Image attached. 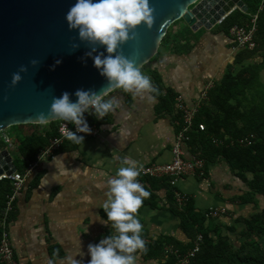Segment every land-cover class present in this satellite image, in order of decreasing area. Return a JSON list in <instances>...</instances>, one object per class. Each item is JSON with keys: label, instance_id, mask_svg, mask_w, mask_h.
<instances>
[{"label": "crops", "instance_id": "0c3cea01", "mask_svg": "<svg viewBox=\"0 0 264 264\" xmlns=\"http://www.w3.org/2000/svg\"><path fill=\"white\" fill-rule=\"evenodd\" d=\"M217 27L193 31L183 21L174 23L167 30V41L160 47L159 55L141 70L150 77L157 91L134 95L113 90L106 99L116 96L119 108L108 115V122L101 126L99 136L84 139L77 149L57 152L55 157H63L65 175L51 177L57 171L51 164L52 159L37 163L17 194L14 215L8 224L19 264H49V261L71 264L70 258L87 264L90 259L88 245L99 243L109 233L115 234L110 225L95 220L100 216L107 219L100 207L106 199L107 180L115 175L121 160L127 156L142 167L165 165L172 160L176 136L174 111L172 114L158 113V96L171 91L192 107L204 87L219 83L235 63L240 51L234 49L230 35L217 32ZM254 62L261 63V57ZM261 80L264 82V71ZM122 128L127 130L124 137L119 135ZM33 132V126L21 125L9 128L0 138L3 134L8 135L17 145ZM2 144L6 148L5 143ZM16 149L10 150L14 158ZM185 152L189 158L188 147ZM46 174L49 184L42 188V176ZM138 180L146 190L152 191L142 176ZM176 190L188 195L200 213L214 207L227 209L228 215L207 222L208 226L241 230L242 225L236 223L239 219L248 218L258 208L264 209V197H257L258 208L239 200L248 187L223 160L207 168L205 179L181 178ZM153 192L157 209L145 207L137 214L143 226L144 241L152 243L166 237L186 244L189 239L181 230L180 219L170 210L166 191ZM85 195L92 197V203L82 199ZM137 255L138 264H163L161 259L146 262L140 253Z\"/></svg>", "mask_w": 264, "mask_h": 264}, {"label": "trees", "instance_id": "16d2710c", "mask_svg": "<svg viewBox=\"0 0 264 264\" xmlns=\"http://www.w3.org/2000/svg\"><path fill=\"white\" fill-rule=\"evenodd\" d=\"M242 2L247 11L235 9L221 25H218L217 32L229 34L232 27L246 25L258 12L261 4V0ZM257 25L255 37L257 48L254 51H240L233 67L209 92V101L201 106L195 118L191 142L188 144L190 152H202L207 168L218 160L225 161L248 187V191L239 200L244 204H254L256 208L257 197H264V82L261 80L264 71V10L258 15ZM166 41L167 36L160 47L164 46ZM158 55L159 52L155 57ZM258 57H261V63L254 62ZM145 67L146 65L143 68ZM175 100L176 95L171 91L166 95H159L157 112L172 114ZM107 117L98 122L92 115L85 114L89 125L100 127L108 122ZM200 125L205 126V131L199 130ZM31 126L34 127V132L16 145L14 163L17 172L21 174L24 173L27 162H35L50 139L57 136L56 122ZM249 135L256 137L251 147L231 148L224 145L216 146L213 143V139L230 141ZM77 147L78 144L66 140L58 152L74 150ZM143 182L147 183L152 191L150 197L144 199L137 214L145 207L157 209L156 195L153 191L165 190L170 210L180 219L181 230L189 239L186 244L166 237L152 243L145 242L146 251L140 254L146 262L158 258L163 264H177L174 257L165 259V247L173 246L180 252H185L191 248L195 237L202 234L203 245L191 264H264V209L258 208L248 218L239 219L236 223L242 225L241 230H238V227L208 226L207 222L211 221L206 220L204 213L196 211L192 200L183 208L177 206L174 189L168 179L143 177ZM12 193V182L1 179L0 219L5 215L8 197ZM13 212L8 214L9 222L13 218ZM111 234L114 235L113 232ZM141 235L145 240V236L142 233ZM1 238L0 229V240Z\"/></svg>", "mask_w": 264, "mask_h": 264}, {"label": "water", "instance_id": "95a60500", "mask_svg": "<svg viewBox=\"0 0 264 264\" xmlns=\"http://www.w3.org/2000/svg\"><path fill=\"white\" fill-rule=\"evenodd\" d=\"M154 23L141 26L121 45L120 53L140 70L158 54L167 30L183 21L193 31L210 30L232 10L246 12L242 0H149ZM75 0H0V135L21 125H41L37 117L47 116L53 98L68 92L76 101L78 89L100 91L107 81L86 53L91 46L69 29L66 13ZM79 44L75 50L72 44ZM104 53L97 47L93 55ZM39 61L32 67L30 61ZM61 60L59 65L55 62ZM86 60V62H85ZM24 65L22 81L12 87L13 73ZM115 90V89H114ZM52 120L48 124L56 122ZM17 172L14 157L0 138V178Z\"/></svg>", "mask_w": 264, "mask_h": 264}, {"label": "clouds", "instance_id": "9594fccd", "mask_svg": "<svg viewBox=\"0 0 264 264\" xmlns=\"http://www.w3.org/2000/svg\"><path fill=\"white\" fill-rule=\"evenodd\" d=\"M65 18L69 29L78 32L79 40L91 46V51L85 55L92 59L94 67L106 79L107 86L100 91L78 89L75 92L76 101L70 99L68 92L59 97L55 96L47 116L41 113L37 120L41 125H47L52 120L74 125L75 131H66V125H62L60 131L68 141L80 144L84 142L85 135L91 134V128L85 118L86 113L94 115L97 120H103L119 108L116 96L106 99L114 89L134 95L157 91L150 77L144 74L133 60L120 53L121 45L133 38L130 33L141 26L151 30L155 17L149 0H75ZM98 46L103 47L107 55H93ZM78 47L79 44H72L73 50ZM61 62L57 60L55 64L59 65ZM30 64L35 68L39 61L33 59ZM27 72L28 67L22 65L19 71L13 73L12 87L22 81L21 73ZM119 135L126 136L127 130L120 129ZM52 161L51 164L57 171L51 177L65 175L63 157H53ZM141 170L142 165L125 156L115 175L107 180L106 199L100 207L107 219L100 216V219L95 221L110 225L115 234L110 233L99 243L88 245L90 259L87 264H138L137 254L146 251L141 235L143 226L137 213L144 199L150 197V192L138 180ZM48 179L47 174L42 176V188L49 184ZM82 199L92 203L91 196L85 195ZM70 259L71 264H82L76 258ZM49 264L53 262L49 261Z\"/></svg>", "mask_w": 264, "mask_h": 264}, {"label": "built area", "instance_id": "2783aa9c", "mask_svg": "<svg viewBox=\"0 0 264 264\" xmlns=\"http://www.w3.org/2000/svg\"><path fill=\"white\" fill-rule=\"evenodd\" d=\"M264 10V0H261V4L258 12L253 15L250 21L244 26H234L230 29L229 35L234 44V49L238 51H254L257 48L255 41L256 33L258 30V15ZM230 12L229 14H231ZM221 18L217 25H221L225 18L229 15ZM215 84L209 83L206 85L194 106L189 107L182 97L178 96L174 105V125L176 127L175 143L172 148V160L165 165L153 164L142 167L140 176L150 178H166L169 180L172 189H174L175 202L179 208H183L191 199L188 195L180 193L176 190L178 181L185 176H194L199 179H205L207 175V165L203 158L201 151L195 153L190 152V157L186 158L185 148L191 142V134L194 130V121L199 113L201 106L209 101V92L214 88ZM66 125V131H75V126L64 121H56V133L57 136L50 139L48 145L40 151L35 162H27V167L24 173H13L9 176H3L1 179H7L13 184V193L8 197L6 205L5 215L0 219V229L2 230V238L0 240V264H19L15 258L14 249L12 247L9 232H8V214L14 211V202L17 194L22 190L23 185L27 177L36 169L37 163L42 159H53L57 152L67 140L64 133L60 131L61 126ZM91 128V134L85 135L84 139H95L101 132V127L98 125H89ZM200 131H205V126H199ZM83 135V134H81ZM2 142L5 143L6 148L10 151L16 148L14 141L10 139L8 135H2ZM256 141L254 135H249L245 138L236 140H224L219 141L213 139V143L216 146L227 147H251ZM228 215L226 208L214 207L204 212V216L207 221L219 219ZM203 235L198 234L192 241V246L185 252L174 248L173 246H166L164 249V257H174L177 264H191V262L199 253L203 245Z\"/></svg>", "mask_w": 264, "mask_h": 264}, {"label": "rangeland", "instance_id": "374dc122", "mask_svg": "<svg viewBox=\"0 0 264 264\" xmlns=\"http://www.w3.org/2000/svg\"><path fill=\"white\" fill-rule=\"evenodd\" d=\"M14 154V153H13Z\"/></svg>", "mask_w": 264, "mask_h": 264}]
</instances>
